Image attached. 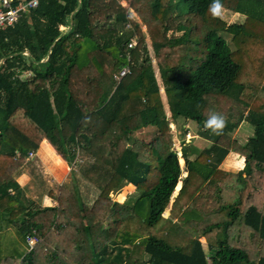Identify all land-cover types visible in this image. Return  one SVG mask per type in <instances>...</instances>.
<instances>
[{
  "label": "trees",
  "instance_id": "obj_1",
  "mask_svg": "<svg viewBox=\"0 0 264 264\" xmlns=\"http://www.w3.org/2000/svg\"><path fill=\"white\" fill-rule=\"evenodd\" d=\"M125 1L39 0L0 32V264H264V0H221L243 17L233 24L212 0ZM183 25L190 42L171 45ZM213 112L216 132L204 126ZM184 121L210 145L183 148L182 167ZM242 123L254 129L244 145L227 135ZM43 140L70 165L94 161L57 206L19 181ZM231 152L244 159L236 173L220 168ZM125 185L135 196L113 201Z\"/></svg>",
  "mask_w": 264,
  "mask_h": 264
},
{
  "label": "rangeland",
  "instance_id": "obj_2",
  "mask_svg": "<svg viewBox=\"0 0 264 264\" xmlns=\"http://www.w3.org/2000/svg\"><path fill=\"white\" fill-rule=\"evenodd\" d=\"M129 6H130V2H126L125 7H128L127 9H129ZM219 15L223 19H225V21L228 24L242 23L243 21V17L241 15H236L232 12L221 11ZM109 21H111L110 17L108 18L107 23H109ZM141 27H142V31H144L143 33L145 35V42L150 45V42H149L150 37L146 33V27L144 25H142ZM165 37L171 45H176L177 43H181L185 41L186 43L187 42L189 43L191 39V26L183 25V28H180V30L176 27L172 29L171 31L169 30L165 34ZM136 42L138 44L137 38H136ZM141 56L143 60V57H145L144 54H142ZM149 56L151 59L155 58L152 49H151V52H149ZM187 124L191 126L190 131L192 130V132H190V135H186L184 139L182 138L183 140L180 141L181 146H182L181 149L175 148L180 157L183 154V148L186 149L188 152L190 151V149L188 148H191V146L189 145L196 146L199 149V151H202L203 148L208 147V145L210 144V141L202 139L198 135L197 136L193 135V134H197V132H195L196 128L192 122L188 123L184 121L183 123L184 127L187 126ZM253 134H254V129L252 125L245 123V124H242L238 129H236L233 132L228 133L227 135L231 137L232 140H235L236 142L244 145L247 142V140L251 136H253ZM93 162H94L93 160L89 159L85 155L84 156L81 155L80 163L75 166L70 165V164L69 166H66V165H63V163L62 164L57 163L53 155H51V158H49V162L45 164L41 163L40 161L37 160V158L34 157L33 160L30 161V163L28 162L25 163L27 164V166L25 167L29 168V172L31 176H29L30 174L29 175L26 174L28 177H26V175L22 177V181L26 182L24 185L26 187L28 186L27 189H25L27 198L32 199L36 201L37 203H41L44 205H49L51 203L52 206H57L59 203L57 202L56 199L60 196V194L63 193L64 190L66 191V193H73V191L76 190L75 185L77 181L79 182V180L78 179L76 180V178H74L71 174L70 175L67 174V177H66L67 180L62 181V179H65L66 172L69 169L70 170L74 169L75 170L74 173L76 174V176H81V175L83 176V174L88 170L87 168L89 164L90 163L92 164ZM179 162L181 166L183 167L184 159L182 157L179 159ZM36 163L38 166H36ZM243 164H244V159L238 153L231 152L228 158L225 160V162L221 166L222 168H225V169L239 170L243 166ZM82 166L86 168L85 171H81ZM40 168L42 169L44 176L39 171ZM23 170L25 171V168H23ZM85 183L82 184V187H80V190L86 199L84 203H87L91 206L96 202L99 196V191L92 182H88L90 184H87V185H85ZM135 189L136 188L132 185H125L120 190L117 189L115 191H112L110 196L113 199V201H118L119 199H121V202H125L127 199L128 200L131 199L130 197L135 196L134 195L136 193ZM24 202L27 203L28 201L24 199ZM2 206L5 207L4 204H2ZM6 214L7 216L5 215L6 216L5 219H7L8 216L10 215L9 213H6ZM81 215L84 216V213L82 212ZM169 215H170V209L166 210L165 213L163 214V216L165 217H168ZM0 220H2L1 216H0ZM87 222L88 221L85 219L83 221V224L87 225ZM15 223L17 224V222ZM2 225L3 224H0V226ZM37 241H38L37 238H32V237L27 238V242L30 243L31 246H34L37 243ZM201 241L204 242L205 241L204 238H201Z\"/></svg>",
  "mask_w": 264,
  "mask_h": 264
},
{
  "label": "crops",
  "instance_id": "obj_3",
  "mask_svg": "<svg viewBox=\"0 0 264 264\" xmlns=\"http://www.w3.org/2000/svg\"><path fill=\"white\" fill-rule=\"evenodd\" d=\"M22 1V0H21ZM120 3H122L124 6H125V4H126V1L125 0H118ZM110 17V19H111V21H109V23H106L107 24V28L108 29H110V30H113L114 28H115V22H116V14H114V13H110L109 15H108V17H107V20H108V18ZM17 24V23H16ZM15 27V26H14ZM11 28H13V27H11ZM64 27L63 26H61V29H63ZM180 28H183V27H178V29L180 30ZM3 32V31H2ZM1 32V33H2ZM24 55L26 56V58L27 59H29V61H30V59H31V54L29 53V51H27V50H25L24 52ZM13 55V54H12ZM9 57H11V56H8V58ZM5 60L6 59H2L1 61H0V66L5 62ZM47 59H43V60H41V62H45ZM20 78L21 79H29L30 78V76H29V73L28 72H23V73H20ZM243 124V123H242ZM241 124V125H242ZM245 124V123H244ZM173 126V125H172ZM186 128H191V126L190 125H188L187 124V126H186ZM190 132H192V130L190 131L189 130V132H188V134L187 135H190ZM196 132V131H195ZM193 135H195V136H197L198 134H193ZM203 139V138H202ZM206 140V139H205ZM210 145V144H209ZM208 145V146H209ZM52 153L63 163V165H66V166H69V164L66 162V161H64L63 160V158L61 157V155L60 154H58L57 153V151L49 144V142L47 141V140H43L42 142H41V145H40V148H39V150L37 151V152H31V153H29V157H28V161H32L33 160V158L35 157V158H37V160L38 161H40L41 163H43V164H45V163H48L49 162V158H51V155H52ZM31 154H33V155H31ZM230 155V154H229ZM228 155V156H229ZM86 156V155H85ZM228 156H227V158H228ZM86 157H88V156H86ZM242 157V156H241ZM89 158V157H88ZM226 158V159H227ZM89 159H91V158H89ZM225 159V160H226ZM35 162H37V161H35ZM225 162V161H224ZM223 162V163H224ZM94 163V162H93ZM92 163V164H93ZM51 164V163H50ZM91 164V163H90ZM91 164V165H92ZM36 166H38L37 165V163H36ZM243 166H244V164H243ZM242 166V167H243ZM89 167V166H88ZM242 167L239 169V170H237V169H225V168H222V166L220 167L221 169H223V170H225V171H229V172H234V173H236V172H238V171H240L241 169H242ZM25 168V171H24V174H22V176H19V181H21V183H22V185H23V188L24 189H27V187L24 185L26 182L25 181H22V177L24 176V175H26V174H30V172H29V168H26V167H24ZM74 170V169H73ZM73 170L71 169H69L67 172H66V175H65V179H62V181H64V180H67L66 179V177H67V174H73L72 172H73ZM27 171V172H26ZM42 174H43V176H44V173L42 172V169L40 168V170H39ZM185 174H187L186 172H185ZM29 176H31V174L29 175ZM26 177H28L27 175H26ZM77 178H82V176H76ZM75 177V178H76ZM21 178V179H20ZM26 179V178H25ZM24 182V183H23ZM65 183V182H64ZM88 183V182H87ZM88 184H90V183H88ZM180 184H182L181 182H180Z\"/></svg>",
  "mask_w": 264,
  "mask_h": 264
},
{
  "label": "built area",
  "instance_id": "obj_4",
  "mask_svg": "<svg viewBox=\"0 0 264 264\" xmlns=\"http://www.w3.org/2000/svg\"><path fill=\"white\" fill-rule=\"evenodd\" d=\"M38 3L39 0H22L18 4L15 0H0V32L7 27L16 24L23 14L33 8H36ZM126 28H130V24H128ZM136 44V41H132L128 47L134 48ZM129 73V67H124L119 73L115 74L114 78L120 82Z\"/></svg>",
  "mask_w": 264,
  "mask_h": 264
},
{
  "label": "clouds",
  "instance_id": "obj_5",
  "mask_svg": "<svg viewBox=\"0 0 264 264\" xmlns=\"http://www.w3.org/2000/svg\"><path fill=\"white\" fill-rule=\"evenodd\" d=\"M222 4L221 0H212V3L210 5L209 11L215 16L219 15L222 10ZM224 117L222 114L219 113H211L207 119L204 121V126L213 132H216L218 129H220L224 124Z\"/></svg>",
  "mask_w": 264,
  "mask_h": 264
}]
</instances>
